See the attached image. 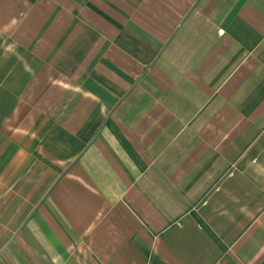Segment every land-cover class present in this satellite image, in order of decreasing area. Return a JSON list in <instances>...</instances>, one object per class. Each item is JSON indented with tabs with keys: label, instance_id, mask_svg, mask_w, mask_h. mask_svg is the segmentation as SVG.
Here are the masks:
<instances>
[{
	"label": "crops",
	"instance_id": "crops-1",
	"mask_svg": "<svg viewBox=\"0 0 264 264\" xmlns=\"http://www.w3.org/2000/svg\"><path fill=\"white\" fill-rule=\"evenodd\" d=\"M0 264H264V0H0Z\"/></svg>",
	"mask_w": 264,
	"mask_h": 264
},
{
	"label": "rangeland",
	"instance_id": "rangeland-1",
	"mask_svg": "<svg viewBox=\"0 0 264 264\" xmlns=\"http://www.w3.org/2000/svg\"><path fill=\"white\" fill-rule=\"evenodd\" d=\"M4 242H6V241H2V244H3Z\"/></svg>",
	"mask_w": 264,
	"mask_h": 264
}]
</instances>
